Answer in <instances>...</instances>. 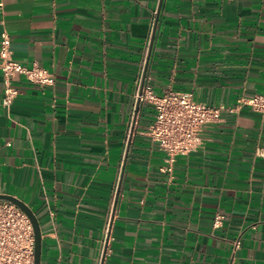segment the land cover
<instances>
[{"label": "crops", "instance_id": "crops-1", "mask_svg": "<svg viewBox=\"0 0 264 264\" xmlns=\"http://www.w3.org/2000/svg\"><path fill=\"white\" fill-rule=\"evenodd\" d=\"M0 4L14 59L56 80L16 78L6 107L0 70V194L37 216L41 264H264V116L239 105L264 94V0ZM146 56L156 94L222 109L173 163L135 115Z\"/></svg>", "mask_w": 264, "mask_h": 264}, {"label": "built area", "instance_id": "built-area-1", "mask_svg": "<svg viewBox=\"0 0 264 264\" xmlns=\"http://www.w3.org/2000/svg\"><path fill=\"white\" fill-rule=\"evenodd\" d=\"M148 67L149 58L146 56L137 82L135 115L138 118L141 106L154 108L155 118L147 134L167 154L169 162L173 163L178 157L189 155L204 145V129L208 124L220 120L222 109L199 103L193 94L171 88L161 95L156 94L150 85ZM0 70L5 77L3 105L6 107H10L19 96L15 86L16 78L23 76L39 86H53L56 82L52 71L36 64L27 67L17 62L7 33L0 38ZM239 105L248 106L264 116V94L242 98ZM132 135L133 130L130 137ZM257 155L264 158V149L258 148ZM110 226L111 223L107 232ZM233 244L236 251L241 247V239L235 240ZM106 255L107 247L102 254V261ZM34 260L35 235L29 217L15 204L0 201V264H34Z\"/></svg>", "mask_w": 264, "mask_h": 264}, {"label": "water", "instance_id": "water-1", "mask_svg": "<svg viewBox=\"0 0 264 264\" xmlns=\"http://www.w3.org/2000/svg\"><path fill=\"white\" fill-rule=\"evenodd\" d=\"M0 201H7L15 204L29 217L35 235V260L34 264H41L42 258V231L37 216L34 212L21 200L9 195L0 194Z\"/></svg>", "mask_w": 264, "mask_h": 264}]
</instances>
